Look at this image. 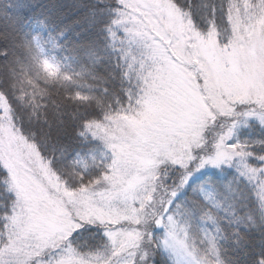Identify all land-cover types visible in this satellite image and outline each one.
Wrapping results in <instances>:
<instances>
[{
	"label": "snow or ice",
	"instance_id": "snow-or-ice-1",
	"mask_svg": "<svg viewBox=\"0 0 264 264\" xmlns=\"http://www.w3.org/2000/svg\"><path fill=\"white\" fill-rule=\"evenodd\" d=\"M112 12L105 28L128 82L119 111L141 117L154 101L162 107L159 129L129 153L104 133L99 174L71 170V179L21 129L43 162L29 159L17 140L25 176L17 182L7 163L15 109L0 88V264H152L158 252L172 264H219L225 224L260 232L255 241L245 234V244L256 252L250 264H264V135L240 134L257 124L264 133V0H117ZM32 45L24 43L30 52ZM35 47L42 51L39 38ZM43 67L54 73L48 61ZM20 93L18 100L36 107L45 94L34 85ZM98 117L99 124L85 116L82 128L110 131L112 113L102 107ZM205 169H218L219 178L208 176L177 202ZM228 169L234 172L225 179ZM86 226L103 230L101 244L79 242Z\"/></svg>",
	"mask_w": 264,
	"mask_h": 264
},
{
	"label": "trees",
	"instance_id": "trees-1",
	"mask_svg": "<svg viewBox=\"0 0 264 264\" xmlns=\"http://www.w3.org/2000/svg\"><path fill=\"white\" fill-rule=\"evenodd\" d=\"M188 2L185 0L186 5ZM191 3L200 5L201 0H191ZM115 7L117 0H0V50H6V54H0V88L9 91L18 132L22 129L23 137H33L44 157L53 159L57 169L84 170L89 177L98 175L107 148L88 129L82 128L80 121L87 116L100 123L102 117L98 116L102 107L112 117L125 113L119 111L127 107L124 61L119 45L112 47L105 28ZM195 18L200 20V14ZM201 24L204 26L203 21ZM36 38L42 51L35 47ZM26 40L33 41L31 52L24 46ZM37 54L39 63L33 60ZM44 61L53 65L54 73L43 67ZM6 64L10 66L8 71ZM33 85L45 92L39 107L16 97L21 94V87L31 93ZM74 94L91 97L92 102L67 99ZM240 134L242 139L264 135L258 124L255 128L243 126ZM233 172L234 169H228L225 179ZM208 176L218 179L219 170H206L194 177L179 194L177 202L193 196L192 188ZM232 228L239 229L240 235L234 234ZM102 231L86 226L81 230L79 242L99 245L104 240ZM245 234L250 241L260 236L259 231L243 224H234L231 228L225 224V232L218 239L220 264H250L256 252L251 243L245 244ZM152 264L172 262L158 252Z\"/></svg>",
	"mask_w": 264,
	"mask_h": 264
},
{
	"label": "rangeland",
	"instance_id": "rangeland-1",
	"mask_svg": "<svg viewBox=\"0 0 264 264\" xmlns=\"http://www.w3.org/2000/svg\"><path fill=\"white\" fill-rule=\"evenodd\" d=\"M206 47L208 49H211L212 43L208 42ZM148 103V111L141 117H137L135 115L125 112L124 114L111 117L110 131L109 126L104 125L101 127H92L88 129V132L90 131L93 138L99 140L101 143H103V145H105L103 134L107 133L109 138L113 139L116 142V146L121 152L129 153L132 150L133 144H136L138 141H144L149 139L152 134V131L154 129H159V124L157 123V121L160 120L162 107L154 101H149ZM18 134L19 132L16 129V133H11V135L8 137L7 150L9 154L7 163L16 172L17 175L15 179L17 180V182H21L25 180V176L22 172V168L17 167V165L23 166L24 160L20 159L18 150L14 147L16 141L20 140V143L27 149L26 154L29 159H35L38 162H43V159L40 156L39 152L36 150V148L29 141H25L23 137ZM3 150L4 145L0 144V151ZM106 150L108 151V149ZM206 170L209 169L202 170V172ZM163 255L168 260H170V258L166 254Z\"/></svg>",
	"mask_w": 264,
	"mask_h": 264
},
{
	"label": "clouds",
	"instance_id": "clouds-1",
	"mask_svg": "<svg viewBox=\"0 0 264 264\" xmlns=\"http://www.w3.org/2000/svg\"><path fill=\"white\" fill-rule=\"evenodd\" d=\"M63 170L68 173V175L65 178L66 179H71V170H70V168H63Z\"/></svg>",
	"mask_w": 264,
	"mask_h": 264
}]
</instances>
